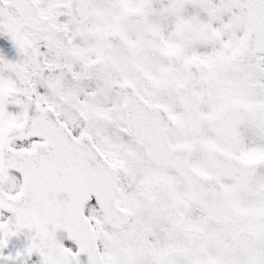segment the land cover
I'll return each mask as SVG.
<instances>
[{"label":"snow or ice","instance_id":"6c2138e0","mask_svg":"<svg viewBox=\"0 0 264 264\" xmlns=\"http://www.w3.org/2000/svg\"><path fill=\"white\" fill-rule=\"evenodd\" d=\"M0 264H264V0H0Z\"/></svg>","mask_w":264,"mask_h":264},{"label":"water","instance_id":"95a60500","mask_svg":"<svg viewBox=\"0 0 264 264\" xmlns=\"http://www.w3.org/2000/svg\"><path fill=\"white\" fill-rule=\"evenodd\" d=\"M21 241L13 240L12 244L10 245L11 249H15L16 247L20 246Z\"/></svg>","mask_w":264,"mask_h":264}]
</instances>
